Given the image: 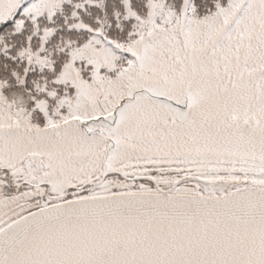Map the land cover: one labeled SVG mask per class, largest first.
<instances>
[{
  "label": "snow or ice",
  "instance_id": "1",
  "mask_svg": "<svg viewBox=\"0 0 264 264\" xmlns=\"http://www.w3.org/2000/svg\"><path fill=\"white\" fill-rule=\"evenodd\" d=\"M0 264H264V0H0Z\"/></svg>",
  "mask_w": 264,
  "mask_h": 264
}]
</instances>
